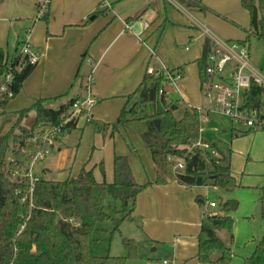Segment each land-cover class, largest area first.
<instances>
[{
  "label": "crops",
  "instance_id": "crops-1",
  "mask_svg": "<svg viewBox=\"0 0 264 264\" xmlns=\"http://www.w3.org/2000/svg\"><path fill=\"white\" fill-rule=\"evenodd\" d=\"M109 2L111 7L102 10L98 0H52L48 19L37 21L35 0H0V47L9 60L18 59L21 32L27 28L32 29L28 40L40 56L21 92L7 105L2 116L11 117L16 122L19 112L32 107L39 100L44 101L46 108L57 110L71 100L81 98L84 95L85 78L91 74L95 64L93 95L96 106L91 121L87 122L86 118L81 117L77 122L76 133L71 132L55 138L50 147L51 152L43 160L42 172L37 173L35 166L33 168L32 173L36 179L61 182L77 177L85 167L87 171L93 170L98 183L111 184L114 181L116 155L127 157L136 175L131 160L136 158L138 149L129 140V132L132 131L118 127L113 133L110 127L102 133L99 127L115 124L121 111L139 100L135 93L151 68L157 71L162 68L182 69V79L163 88L168 103L176 108L173 111L175 116L177 117L179 106L185 107L183 113L186 108H198L206 111L205 125H213L214 116L211 118V115L214 113L205 105L201 91L199 60L203 57L207 41L211 46L214 39L223 43L227 41L217 39L208 29H201L200 23L189 14V10L197 9L186 8L176 0ZM231 2L234 8L240 5L241 0ZM206 8L208 9L207 6ZM226 14L229 15V12ZM225 18L242 26L234 17ZM143 20L150 25V32H165L172 48L174 44L170 41V33L176 31L173 27L184 25L191 29L194 33H190L187 40L195 41L197 51L194 53L192 46H185L182 47L184 52L177 55L173 49L166 48L164 42L158 41L154 52H151V47L136 36L138 27L133 32L126 29L127 24L139 25ZM183 21L187 22L188 26ZM249 31L250 26L244 27L243 37L230 41H245ZM174 40L176 42V39ZM154 44L153 41L151 46ZM248 47L251 63L250 43ZM261 67L262 63L251 66L257 74L258 68ZM172 93L177 95L175 100L170 98ZM35 116V112L28 114L23 124L32 123ZM224 125V132L231 134V148L226 149L216 143L209 144L203 138L202 140L209 146L215 145L220 159L224 158L230 164L231 174L238 184L234 191L239 203L236 212L243 213L241 221L254 228V233L250 229L244 243H238V222L234 218L236 212L230 214L235 221L234 241L231 245L234 255L231 264H234L235 258L238 259L236 264H245L264 236L261 210L264 187V130H248L230 121L227 124L224 122ZM122 130L126 133V138L122 135ZM242 142L246 144L241 146ZM35 143L39 146L42 141L38 138ZM140 147L146 151L144 146ZM150 157L148 156V171L151 174L146 173L147 179L143 183L137 181L139 184L153 183L156 180V168L152 156ZM101 164L104 166V175L101 172ZM209 188L211 187L187 189L177 182H172L167 186L153 185L138 196L137 207L131 219L137 218L141 221L143 237L156 245L155 253L159 243L168 240L165 238V215L174 212L185 216L179 223L183 229H189L190 234H186L184 239H169L175 249L164 264H201L197 259L198 236L203 220L201 215L224 214L221 209L219 212L204 211V214L202 211L201 214V210L197 208L196 202L204 204L202 199L208 196ZM239 193L241 195H238ZM232 194L221 197L222 201L230 200ZM205 206L209 208L208 205ZM189 213L191 215L187 220ZM257 226L259 230L256 232ZM218 235L220 237V232ZM226 237L220 238L230 244L229 235ZM241 252L242 255L239 254Z\"/></svg>",
  "mask_w": 264,
  "mask_h": 264
},
{
  "label": "trees",
  "instance_id": "trees-1",
  "mask_svg": "<svg viewBox=\"0 0 264 264\" xmlns=\"http://www.w3.org/2000/svg\"><path fill=\"white\" fill-rule=\"evenodd\" d=\"M176 1L186 8L208 12L203 0ZM241 5L250 15V31L246 40L238 43L248 46L253 37L264 43V0H241ZM48 16L49 12L43 20ZM211 51L212 46L207 41L199 60L202 94L205 83L212 80L206 73ZM9 61L0 47V83L8 72ZM17 63L18 59L14 60L13 66ZM36 65H26L22 72L15 73L11 86L14 98ZM166 83L163 74L147 75L135 93L139 94V100L124 108L115 124L99 127L102 133L112 127L114 133L118 127L129 126L138 133L150 150L156 168L153 183L139 184L128 158L118 155L114 158L111 184L98 183L93 170L87 171L85 167L77 177L61 182L42 179L32 182L28 177L15 176L27 170L33 158L47 149L43 141L39 146L35 143L37 138L53 130L59 131L58 135L68 134L78 126V120L67 122L77 99L57 110L46 108L44 101L39 100L19 112L16 123L0 136V264H126L125 257L96 256L91 235L105 221L115 222V230H118L132 217L138 196L149 187L177 182L187 189L211 187L225 192L237 189L230 164L198 146L199 143L209 145L201 137L206 111L186 108L183 116L177 118L162 87ZM14 98L0 96V116L5 114L7 105ZM244 106L264 109V89L255 81L244 95ZM31 112L36 114L34 121L30 126L23 125ZM157 120L160 121L159 129ZM210 148L217 150L215 145ZM179 161L184 162V170L174 171ZM100 168L104 175L103 164ZM114 202L125 204L127 211L119 210ZM220 206L223 215H207L201 223L197 254L201 264L232 263L235 221L230 214L237 211L239 203L228 200ZM261 210L264 222V187ZM218 232L227 233L230 244L225 243ZM126 247H130L129 242ZM245 264H264V236Z\"/></svg>",
  "mask_w": 264,
  "mask_h": 264
},
{
  "label": "rangeland",
  "instance_id": "rangeland-1",
  "mask_svg": "<svg viewBox=\"0 0 264 264\" xmlns=\"http://www.w3.org/2000/svg\"><path fill=\"white\" fill-rule=\"evenodd\" d=\"M99 1L100 8L102 10H106L105 7L101 6V2ZM52 0H50V5L48 12L50 11V6H51ZM203 4L208 7V14L207 13H202L198 9L195 11L189 10V14L197 20V22L200 23L201 29H208L210 30L211 34L214 35L217 39H220L222 41H227V43H231L230 40H237L238 37H243L244 35V27L249 28L250 26V16L246 12V10L242 7L241 3L239 6L232 8L231 0H203ZM35 11H36V19L37 21H44L43 18H38L39 17V10L36 6V0H35ZM229 12V15L226 14ZM202 14V15H200ZM207 14V15H206ZM206 15V16H204ZM234 17L239 21L241 25H236L235 23L229 21L227 18ZM184 17V16H183ZM144 23H147L146 21L143 20ZM184 22V21H183ZM187 24V22H184ZM130 24V23H129ZM199 25V24H198ZM245 25V26H243ZM188 26V24H187ZM176 29V31H173L172 36L170 41L173 42L174 46L173 48L171 45H169L168 42V37L165 35V32H158L155 30L154 32H150V25L148 24V28L143 30L141 34L136 35L138 36L143 43L151 47V52H154V47L158 43V41L164 42L166 45V48L169 50H172L178 55L179 53L184 52L182 47L185 46H192L193 49L192 51L195 53L197 51V48L195 47L196 43L195 41L188 42V35L192 33L193 31L184 25L179 26V27H173ZM172 30V28H169ZM32 29L27 28L22 30L21 32V39H20V46H19V51L18 53L20 54V50L22 48V45L24 42L28 41V38L30 37ZM130 31V30H127ZM167 32V30H165ZM169 33V32H168ZM194 33V32H193ZM196 34V32H195ZM176 39V42H174ZM155 42L153 46L151 44ZM250 46H251V63H262V67L258 68L259 75L264 77V45L258 41L255 37L251 38L250 40ZM250 63V64H251ZM251 64V66H252ZM95 65V64H94ZM92 66V72L89 76H86V80H88L90 77L92 79L93 87L95 86V66ZM261 70V71H260ZM167 84L162 85L166 86ZM77 87V86H76ZM85 88V86H83ZM135 96L139 97V94H136ZM134 96V97H135ZM171 99L175 100L177 98V95L172 93L170 96ZM205 105L207 107H210V101L203 96ZM185 107L179 106V111L177 112V117L180 119L183 114V110ZM154 109L151 107L150 112L153 113ZM32 113V112H31ZM1 114V113H0ZM213 117V122L212 126L210 125H205L206 123L204 122L202 124V130H201V137L204 139V141L208 142L209 144H218L223 146L224 148L228 149L231 148V134H227L224 132L225 130V125L224 122H232L230 119L219 115V114H213L211 115V118ZM11 117H5V116H0V136L5 135L11 128L12 126L16 123L13 121ZM229 120V121H228ZM90 122V121H89ZM32 123L27 122L23 125L25 126H30ZM123 130L126 128H129L132 132H129V140L131 141L132 144L136 146L138 149V154H136V158L131 160L134 166V169L136 170V175L134 174L135 180L143 183L145 179H147L146 173L149 175L151 174L149 170V158L150 156V151L145 145V143L142 141L138 133L129 126L126 127H120ZM209 128H212V130H209ZM227 129V128H226ZM122 130V135L125 136L126 138V133ZM264 129H261L262 131ZM228 131V130H226ZM77 131H73V133H76ZM132 133V134H130ZM45 135V134H44ZM59 136V135H58ZM57 136V137H58ZM40 141H42V138H39ZM246 144L245 142L240 143L241 146ZM140 146H144L146 151L144 149H141ZM211 155L216 158L220 159L219 154L216 150H211L210 151ZM149 158H148V156ZM129 160V159H128ZM177 162V161H176ZM180 162V161H179ZM130 163V162H129ZM131 165V164H130ZM44 166L43 160L38 161L35 164V172L41 173L42 172V167ZM132 168V167H131ZM133 171V169H132ZM174 171H176V168L174 167ZM134 172V171H133ZM149 183V182H148ZM217 189V188H216ZM236 190V189H235ZM234 190V191H235ZM232 192H225L223 190L217 189L214 190L213 188H209L208 191V196H204L202 199L204 201V204H200L199 202H196L197 208L201 210V214L203 211H217L221 209V202L222 201L221 197H226L227 194H232ZM238 195H241L239 193ZM236 192L232 194V197L230 200H238L236 198ZM229 200V199H228ZM109 202H112L109 200ZM211 202H216L218 205V208H211L210 203ZM115 203V202H114ZM115 205L119 210L122 211H127V207L125 204L121 202H116ZM205 205H208L209 208H206ZM243 213H238L236 212L235 215V220L238 222L237 225V230H238V236H237V241L238 243H244L245 240L247 239L248 233H250V229L252 233H254V228L253 226H248L247 224H244L243 221H241V217ZM252 213H250L251 215ZM191 213L187 216V220L190 218ZM203 218L206 216L201 215ZM185 216L179 213L176 214L174 212L165 215V221H166V232H165V238L168 240L161 241L158 246V251L155 253L154 250L156 248V245L152 243L149 240H146L145 237H143L142 230H141V221L137 218H129L127 219L118 230L116 229L115 222L113 221H105L101 224H99L92 232V239L94 240V245H93V250L94 254L99 257H125L127 258V263L126 264H164L165 261L169 259V257L174 253V246L173 243L169 241V239H172L173 237L177 238H185L186 234H190L189 229L182 228L180 226V221H183ZM260 221L258 220V223ZM256 232L259 230V227L255 228ZM220 237L222 239H226L227 233L225 232H220ZM130 243V247H126V243ZM238 245V244H237ZM243 252V251H242ZM242 252L239 253L242 255ZM238 259H234L233 263L236 264Z\"/></svg>",
  "mask_w": 264,
  "mask_h": 264
},
{
  "label": "built area",
  "instance_id": "built-area-1",
  "mask_svg": "<svg viewBox=\"0 0 264 264\" xmlns=\"http://www.w3.org/2000/svg\"><path fill=\"white\" fill-rule=\"evenodd\" d=\"M105 8H110L109 0H100ZM50 0H36L39 10V17L43 18L49 9ZM139 29H138V28ZM148 28V24L143 21L139 25L127 24L126 29L130 31L139 30L138 35ZM39 53L28 41L24 42L20 50L17 65L13 66V61H9L8 72L0 83V96L10 99L14 98L11 86L14 81L15 73H20L26 65H36L39 62ZM206 73L212 80L205 83L203 96L210 101V112L222 115L230 119L233 123L242 125L248 130L264 129V109H248L244 106V95L250 90L252 81H255L264 89V77L257 74L250 66L249 47L238 42L223 43L214 39L212 51L208 56V66ZM148 75L163 74L166 77V84H175L183 77L182 69L167 70L162 68L157 71L153 68L148 69ZM84 95L78 98L73 107L70 118L67 120H78L86 118L87 122L92 119V112L96 106L93 95V83L91 77L84 84ZM207 120V114L202 118L203 123ZM57 130L47 131L42 137V141L47 144L44 153H38L32 160L27 170L15 176L28 177L32 182L37 180L33 176V168L38 161L44 160L46 155L51 152L55 138L58 136ZM38 139V138H37ZM35 140V142L37 141ZM205 151H211L209 145L198 144ZM177 171L184 170V162L180 161L175 165ZM210 206L216 208L217 204L211 202ZM79 224H77L78 226Z\"/></svg>",
  "mask_w": 264,
  "mask_h": 264
},
{
  "label": "water",
  "instance_id": "water-1",
  "mask_svg": "<svg viewBox=\"0 0 264 264\" xmlns=\"http://www.w3.org/2000/svg\"><path fill=\"white\" fill-rule=\"evenodd\" d=\"M175 109H176L175 107H172V108H171L172 111H175ZM155 123H156L157 128L159 129L160 121L157 120Z\"/></svg>",
  "mask_w": 264,
  "mask_h": 264
}]
</instances>
